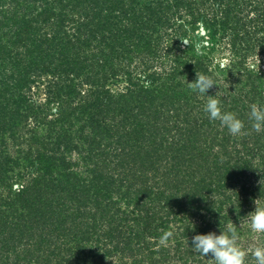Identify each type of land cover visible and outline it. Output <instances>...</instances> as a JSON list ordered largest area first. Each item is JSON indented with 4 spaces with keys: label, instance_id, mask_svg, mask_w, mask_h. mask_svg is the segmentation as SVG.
Wrapping results in <instances>:
<instances>
[{
    "label": "trees",
    "instance_id": "trees-1",
    "mask_svg": "<svg viewBox=\"0 0 264 264\" xmlns=\"http://www.w3.org/2000/svg\"><path fill=\"white\" fill-rule=\"evenodd\" d=\"M145 1L0 0V264H214L192 237L229 227L255 264L264 130L249 113L264 94L247 70L250 90L216 88L245 134L210 120L180 78L215 82L212 59L157 57L153 38L181 7L193 20V2ZM211 1L199 15L225 25L238 0Z\"/></svg>",
    "mask_w": 264,
    "mask_h": 264
},
{
    "label": "rangeland",
    "instance_id": "rangeland-1",
    "mask_svg": "<svg viewBox=\"0 0 264 264\" xmlns=\"http://www.w3.org/2000/svg\"><path fill=\"white\" fill-rule=\"evenodd\" d=\"M211 1V6L213 5ZM245 3L238 0L235 4L231 3L230 12H228L227 17L223 18L225 20V25H215L207 24L205 22L207 15H199V8L201 3L199 0H188L189 3L193 2V11L194 19L190 20V12L185 13L183 7L180 8L179 12L176 13L175 17L176 22H172V26L162 25V27L153 25L147 22V15L145 18V27L146 28H155L153 33V38H155L157 43V52L160 57L167 48L170 47L171 53L169 54L170 59L174 54H179V51L175 47H179L182 50H185L183 60L189 59V56L193 52L194 58L203 57L211 58L212 61L209 67L216 69L214 78L216 85H213L207 92V95L214 96L219 93V90L216 88H223L226 92L232 91L233 96H239V91L243 89L244 91L250 90L251 80L248 79V76L245 75V71L250 70L251 79H254L252 83L253 86H257L258 89L264 94V49L262 50L259 45L264 46V0H245ZM144 2V1H143ZM146 3L148 2L145 1ZM187 2V3H188ZM198 3L200 5H198ZM227 6V4H225ZM197 7V8H196ZM22 9V8H21ZM228 11V9L226 10ZM218 14L214 15L215 19L220 18L219 11ZM221 20V19H220ZM222 21V20H221ZM173 29H176V33L172 32ZM205 30V31H204ZM213 36H209L214 32ZM227 31V35L222 36L223 32ZM236 38L234 43L231 39ZM154 39V40H155ZM174 42V44H173ZM208 42V43H207ZM208 44V47L206 46ZM234 50H231L229 45H234ZM185 45V47H184ZM187 45V46H186ZM253 47V50H248L247 52L238 53V48L236 47ZM212 46V49H210ZM191 48L190 52L187 49ZM212 53H210V51ZM173 53V54H172ZM236 53V54H235ZM165 58L163 55L164 62L170 60ZM259 64V71H252L251 65L253 63ZM232 63L239 67V71L244 73L241 77H230L228 76L230 66ZM240 63V65H239ZM183 82V87H189V83L194 82L196 79H190L187 76H181L180 78ZM239 79V81H237ZM248 79V80H247ZM124 76L120 77V80L117 83H113L114 87L112 90H119L124 85ZM222 93V92H221ZM207 97L199 95L196 102L204 105L206 103ZM199 106V105H198ZM200 107V106H199ZM202 107V106H201ZM264 239V235H261ZM257 236L256 240L259 239Z\"/></svg>",
    "mask_w": 264,
    "mask_h": 264
},
{
    "label": "clouds",
    "instance_id": "clouds-1",
    "mask_svg": "<svg viewBox=\"0 0 264 264\" xmlns=\"http://www.w3.org/2000/svg\"><path fill=\"white\" fill-rule=\"evenodd\" d=\"M259 64L251 65L252 71H259ZM216 83L208 76L199 74L194 82L189 83L192 90L199 95L206 96L204 112L212 121H220L222 127L226 128L232 136L245 134V124L236 113L225 111L220 99L207 95L208 90ZM249 119L253 121L256 132L264 130V106L252 104ZM256 205L254 211L246 217L250 225V231L256 236L264 235V202L260 199L254 200ZM239 235L234 228L229 227L226 232H209L196 234L192 237L190 247L203 257L214 261V264H247L249 250L244 249L239 243ZM250 254L255 264H264V245H258L250 249Z\"/></svg>",
    "mask_w": 264,
    "mask_h": 264
}]
</instances>
